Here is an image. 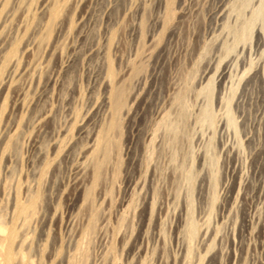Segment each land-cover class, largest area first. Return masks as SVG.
Segmentation results:
<instances>
[{
	"label": "rangeland",
	"instance_id": "1",
	"mask_svg": "<svg viewBox=\"0 0 264 264\" xmlns=\"http://www.w3.org/2000/svg\"><path fill=\"white\" fill-rule=\"evenodd\" d=\"M10 232L9 264H264V0H0V264Z\"/></svg>",
	"mask_w": 264,
	"mask_h": 264
},
{
	"label": "bare ground",
	"instance_id": "2",
	"mask_svg": "<svg viewBox=\"0 0 264 264\" xmlns=\"http://www.w3.org/2000/svg\"><path fill=\"white\" fill-rule=\"evenodd\" d=\"M224 71H221L220 73H219V81L223 78V76H224ZM120 89V88H119ZM112 92V91H111ZM121 93L122 92H120L119 90H115L114 89V91H113V93H111V95H112V101H113V104H114V107H118L119 106V104H120V102H121ZM113 107V106H112ZM120 108V107H119ZM181 118V117H180ZM115 124L114 123H112V126H114ZM109 126H111V125H109ZM111 126V127H112ZM101 132H103V131H101ZM100 135V134H99ZM108 135V134H107ZM174 135V134H173ZM102 139V140H101ZM100 142H101V144L99 145V147H100V149H102L103 150V152H104V158H103V160L102 161H95V163H96V165H95V175H96V177L99 175V172H100V170L102 169V164H103V161H105L107 158H108V143H109V141L106 139V138H104L103 136H102V138H100ZM100 142H98V143H100ZM98 151V150H97ZM99 153V152H98ZM101 154V153H100ZM94 156H95V154H93ZM99 155V154H98ZM97 155V156H98ZM92 158H93V156H92ZM96 158V157H95ZM102 158V157H101ZM92 160V159H91ZM94 175V176H95ZM95 177V178H96ZM98 178V177H97ZM96 180V179H95ZM90 193V192H89ZM88 194V193H87ZM90 197V196H89ZM91 198V197H90ZM89 198V199H90ZM35 201H36V199L35 200H33V201H31L32 203H31V205H30V207L34 204L35 205ZM20 206V205H19ZM18 206V207H19ZM27 206V205H26ZM33 208V207H32ZM18 209V213L19 214H21L25 209H26V207L25 206H20L19 208H17ZM27 212H28V210H27ZM22 215V214H21ZM9 239H8V241H9V243H8V246H7V248H6V250L4 251V256H3V263L2 264H9V261H10V257H11V252H10V248H11V243H12V240H13V237H14V233L13 232H10L9 233ZM83 245V244H82ZM80 249V248H79ZM86 259V258H85ZM80 260V259H79ZM83 263V262H82Z\"/></svg>",
	"mask_w": 264,
	"mask_h": 264
}]
</instances>
